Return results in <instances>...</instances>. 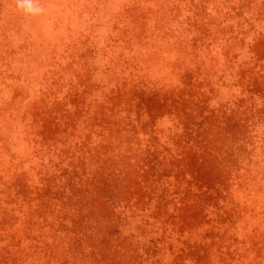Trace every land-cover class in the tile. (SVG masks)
<instances>
[{
  "label": "rangeland",
  "instance_id": "374dc122",
  "mask_svg": "<svg viewBox=\"0 0 264 264\" xmlns=\"http://www.w3.org/2000/svg\"><path fill=\"white\" fill-rule=\"evenodd\" d=\"M0 0V264H264V0Z\"/></svg>",
  "mask_w": 264,
  "mask_h": 264
},
{
  "label": "clouds",
  "instance_id": "9594fccd",
  "mask_svg": "<svg viewBox=\"0 0 264 264\" xmlns=\"http://www.w3.org/2000/svg\"><path fill=\"white\" fill-rule=\"evenodd\" d=\"M17 9L25 15H36L43 12V9L38 6V0H15Z\"/></svg>",
  "mask_w": 264,
  "mask_h": 264
}]
</instances>
